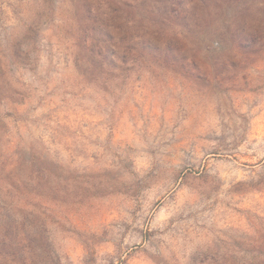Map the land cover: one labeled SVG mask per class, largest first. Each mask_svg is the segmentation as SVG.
<instances>
[{
    "label": "clouds",
    "instance_id": "obj_1",
    "mask_svg": "<svg viewBox=\"0 0 264 264\" xmlns=\"http://www.w3.org/2000/svg\"><path fill=\"white\" fill-rule=\"evenodd\" d=\"M0 264H264V0H0Z\"/></svg>",
    "mask_w": 264,
    "mask_h": 264
}]
</instances>
